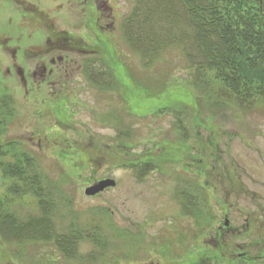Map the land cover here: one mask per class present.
<instances>
[{
  "label": "rangeland",
  "instance_id": "rangeland-1",
  "mask_svg": "<svg viewBox=\"0 0 264 264\" xmlns=\"http://www.w3.org/2000/svg\"><path fill=\"white\" fill-rule=\"evenodd\" d=\"M120 4L124 20L134 2ZM7 11L0 6V35L13 15ZM122 29L105 45L95 40L117 78L113 91L94 86L81 67L41 84L35 64L42 47L25 62L0 50L1 89L16 108L0 148L31 155L48 186L58 189L61 229L96 221L114 244L92 261L86 257L98 249L82 243L81 258L67 260L54 245H7L0 236V264H264V111L243 114L221 104L220 85L210 76L195 82L179 49L146 67ZM26 35L18 39L12 30L8 47L47 38ZM17 66L31 76L27 84ZM146 166L153 168L145 175ZM107 179L116 187L86 195ZM11 185L0 170V198L21 218L35 214L29 197L10 204ZM198 185L210 202L212 221L205 223L184 216L178 196Z\"/></svg>",
  "mask_w": 264,
  "mask_h": 264
},
{
  "label": "trees",
  "instance_id": "trees-1",
  "mask_svg": "<svg viewBox=\"0 0 264 264\" xmlns=\"http://www.w3.org/2000/svg\"><path fill=\"white\" fill-rule=\"evenodd\" d=\"M134 7L123 24L127 46L153 66L171 49H179L195 82L212 77L220 85L217 99L235 106L243 114L264 111V0H133ZM88 62L83 73L96 87L115 90L117 80L111 71ZM108 77L110 82L99 83ZM102 80V81H101ZM212 80H209L212 82ZM15 100L0 85V136L15 116ZM178 128L188 131L183 121ZM7 156L11 160L5 161ZM0 170L12 181L8 194L13 199L31 198L36 213L25 218L11 210L0 198V236L7 245H54L67 260H79L82 243L98 250L88 255L95 261L114 245L99 222L82 225L72 221L61 229V197L48 186L36 160L28 153L0 148ZM153 166V165H152ZM146 166L142 174L153 167ZM184 216L212 221L209 198L201 186L178 193ZM105 252V253H104Z\"/></svg>",
  "mask_w": 264,
  "mask_h": 264
},
{
  "label": "flooded vegetation",
  "instance_id": "flooded-vegetation-1",
  "mask_svg": "<svg viewBox=\"0 0 264 264\" xmlns=\"http://www.w3.org/2000/svg\"><path fill=\"white\" fill-rule=\"evenodd\" d=\"M0 1L3 11L9 10L13 14L9 17L8 28L0 35V50L8 48L14 61L25 62L29 61L27 57L35 53L33 48L42 47L37 52L41 59L35 64V67L42 69L41 84L57 82V75L63 70L70 73L72 69L81 67L83 73L88 62L97 68L109 67L103 62L105 50L96 49L95 40L104 45L107 44L106 36L117 40L126 19L123 20L121 0ZM12 30L17 31L18 39H22L26 33L27 37H35L39 32H45L47 38L43 44L25 46L15 43L9 48ZM78 59L84 62L78 65ZM17 67L21 71L23 82L27 84L31 76L25 75L21 66ZM32 75L33 78L38 76L36 72ZM103 79L105 80H99V83L110 82L108 77Z\"/></svg>",
  "mask_w": 264,
  "mask_h": 264
},
{
  "label": "water",
  "instance_id": "water-1",
  "mask_svg": "<svg viewBox=\"0 0 264 264\" xmlns=\"http://www.w3.org/2000/svg\"><path fill=\"white\" fill-rule=\"evenodd\" d=\"M117 183L115 180L113 179H107V180H103L99 183H97L96 185L89 187L85 193L87 196H96L104 191H106L109 188H114L116 187ZM226 225H229L228 222H226Z\"/></svg>",
  "mask_w": 264,
  "mask_h": 264
}]
</instances>
